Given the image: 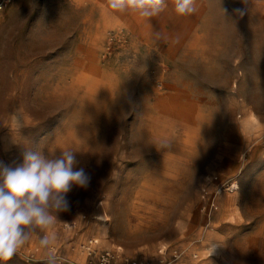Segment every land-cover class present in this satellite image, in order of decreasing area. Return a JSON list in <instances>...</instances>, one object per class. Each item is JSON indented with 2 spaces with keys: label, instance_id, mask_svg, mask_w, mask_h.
I'll return each mask as SVG.
<instances>
[{
  "label": "rangeland",
  "instance_id": "374dc122",
  "mask_svg": "<svg viewBox=\"0 0 264 264\" xmlns=\"http://www.w3.org/2000/svg\"><path fill=\"white\" fill-rule=\"evenodd\" d=\"M194 7L0 9V161L91 177L3 264H264V0Z\"/></svg>",
  "mask_w": 264,
  "mask_h": 264
},
{
  "label": "clouds",
  "instance_id": "9594fccd",
  "mask_svg": "<svg viewBox=\"0 0 264 264\" xmlns=\"http://www.w3.org/2000/svg\"><path fill=\"white\" fill-rule=\"evenodd\" d=\"M194 2L174 0L175 13H193ZM107 5L114 11L152 18L167 7V0H107ZM77 163L75 151L70 149L52 158L42 151L27 150L16 166L0 161V264L10 260L33 235L38 236L37 229L44 233L38 236L42 246L52 243L45 230L56 219L53 213L67 211L66 194L73 186L87 188L91 179L83 168H76Z\"/></svg>",
  "mask_w": 264,
  "mask_h": 264
},
{
  "label": "built area",
  "instance_id": "2783aa9c",
  "mask_svg": "<svg viewBox=\"0 0 264 264\" xmlns=\"http://www.w3.org/2000/svg\"><path fill=\"white\" fill-rule=\"evenodd\" d=\"M12 0H0V9H3L5 6H7L9 3H11ZM234 184L231 186V189L233 188ZM104 260L101 264H110L107 255H105Z\"/></svg>",
  "mask_w": 264,
  "mask_h": 264
},
{
  "label": "bare ground",
  "instance_id": "6f19581e",
  "mask_svg": "<svg viewBox=\"0 0 264 264\" xmlns=\"http://www.w3.org/2000/svg\"><path fill=\"white\" fill-rule=\"evenodd\" d=\"M234 187H235V185H234Z\"/></svg>",
  "mask_w": 264,
  "mask_h": 264
}]
</instances>
